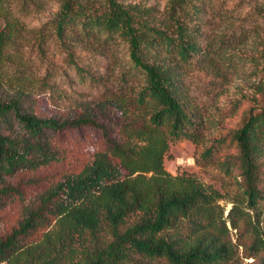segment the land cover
Returning a JSON list of instances; mask_svg holds the SVG:
<instances>
[{"label": "rangeland", "instance_id": "rangeland-1", "mask_svg": "<svg viewBox=\"0 0 264 264\" xmlns=\"http://www.w3.org/2000/svg\"><path fill=\"white\" fill-rule=\"evenodd\" d=\"M63 1L0 0V28L11 30L0 52V97L20 99L25 113L70 122L31 136L36 148L30 161L0 177V187L12 188L0 206V240L34 215L33 226L0 256V264H87L96 244L105 247L111 241L106 223L96 239L73 226L72 205L57 200L42 209V202L63 178L120 161L122 155L112 142L143 159L144 169L133 171L130 178L152 201L157 193L194 186L211 194L210 221L201 217L203 224L194 233L186 223L171 230L181 236L179 243L192 244L196 236L206 234L223 247L216 264H264V181L262 198L251 207L238 185L237 171L225 172L220 166L237 152L228 135L250 110L264 106V0H206L198 23L208 53L203 61L179 70L197 111L196 142L171 138L165 126L151 123V108L128 100L144 80L124 74L131 67L125 44H111L106 55L66 44L72 50L69 54L53 27ZM83 1L95 9L105 5ZM122 1L152 7L160 14L171 0ZM81 118L97 119L103 128L77 122ZM17 131L14 113L0 122L1 133ZM224 136V142H217ZM262 161L264 169V155ZM143 213L144 209L131 213L120 229ZM124 264L171 263L165 257L131 251Z\"/></svg>", "mask_w": 264, "mask_h": 264}, {"label": "trees", "instance_id": "trees-1", "mask_svg": "<svg viewBox=\"0 0 264 264\" xmlns=\"http://www.w3.org/2000/svg\"><path fill=\"white\" fill-rule=\"evenodd\" d=\"M95 1H103L105 5L95 9L83 0H64L54 20L56 36L65 45L77 44L102 55L107 54L111 44H125L131 67L124 70V74L144 80L136 94L127 95L128 100L139 107L151 108V123L165 126L171 138L186 137L196 142L199 138L197 111L189 101L179 70L183 65L203 61L208 53L198 23L207 9L206 0H171L160 14L140 3ZM10 32L8 28H0V52L10 39ZM66 49L72 53L68 45ZM20 102L18 98L0 97V122L14 113L18 129L14 135L0 132V177L30 161V154L36 148L31 136L70 124L58 118L25 113ZM77 122L103 128L97 119L81 118ZM228 137L237 152L220 166L225 172L237 171L238 185L247 204L255 207L262 198L264 181V106L258 111L250 110ZM225 140L224 136L217 142ZM111 144L114 151L122 155L120 161L98 164L79 175L63 178L42 202V209L57 200L72 205L73 226L89 231L96 239L104 223L108 225L111 241L105 247L96 244L87 264H124L130 259L131 251L165 257L171 264H216L221 260L223 247L214 245V240L208 239L206 234L196 236L191 244L179 243L181 236L171 233L183 223L191 233L198 231L203 224L201 217L209 222L213 216L211 194L194 186L181 192L157 193L152 201L147 190L130 178L133 171L144 169L143 159L130 155L114 142ZM212 150L213 147L208 148L206 154H211ZM11 190L8 186L0 187V206ZM235 208V205L231 207L228 215ZM138 209H144L141 218L121 230L126 217ZM33 216L0 240V256L33 226ZM259 240L263 241L261 237Z\"/></svg>", "mask_w": 264, "mask_h": 264}]
</instances>
